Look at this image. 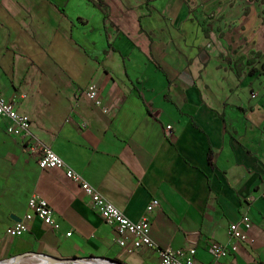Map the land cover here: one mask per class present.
<instances>
[{
    "label": "crops",
    "instance_id": "0c3cea01",
    "mask_svg": "<svg viewBox=\"0 0 264 264\" xmlns=\"http://www.w3.org/2000/svg\"><path fill=\"white\" fill-rule=\"evenodd\" d=\"M262 1L0 0V92L128 217L148 216L161 247H194L195 264H211L210 246L230 245V224L247 214L252 244L221 264H264ZM91 83L107 111L87 98ZM7 124L0 262L34 252L160 264L153 249L122 247L66 169H41ZM32 194L55 225L35 217L12 237Z\"/></svg>",
    "mask_w": 264,
    "mask_h": 264
},
{
    "label": "built area",
    "instance_id": "2783aa9c",
    "mask_svg": "<svg viewBox=\"0 0 264 264\" xmlns=\"http://www.w3.org/2000/svg\"><path fill=\"white\" fill-rule=\"evenodd\" d=\"M88 99L103 107L99 87L91 83L85 89ZM25 97V95H22ZM0 119H7V130L10 134L20 138L33 155L41 169L65 168L69 179L77 182L84 194L88 196L89 203L97 210L99 215L108 223L115 225L120 235L119 244L122 247L129 246V251L146 247L158 253L160 264H195L196 249H177L161 247L151 236V222L148 216L135 221L128 217L118 206L107 199L94 185L88 182L81 173L70 167L67 162L57 154L53 148L39 138L31 128V119L28 115L18 110L14 99H8L0 92ZM168 125V129H171ZM159 205L158 199H153L147 209L152 212ZM29 210L23 220L8 227L7 233L12 237H19L28 230V222L39 217L48 225H55L54 210L49 201L37 194H32L28 201ZM252 227L251 218L244 214L240 220L229 226L230 245L213 243L210 252L213 256L211 264H221V259L231 253H236L243 246L252 244L249 231Z\"/></svg>",
    "mask_w": 264,
    "mask_h": 264
},
{
    "label": "water",
    "instance_id": "95a60500",
    "mask_svg": "<svg viewBox=\"0 0 264 264\" xmlns=\"http://www.w3.org/2000/svg\"><path fill=\"white\" fill-rule=\"evenodd\" d=\"M208 57V53L206 51H202L200 53V57L203 61L204 57ZM36 253L30 252L25 255H21L20 257H17L15 259L10 260L11 263H15L18 259L25 257V256H30V255H35ZM44 256V257H43ZM42 258L49 259L51 262L57 263V264H97V263H104V264H124L120 263L119 261L116 260H94V262H89L88 260L91 258L90 256L88 257H81V259H68V258H59V257H54V256H48V255H43ZM1 263V262H0Z\"/></svg>",
    "mask_w": 264,
    "mask_h": 264
},
{
    "label": "rangeland",
    "instance_id": "374dc122",
    "mask_svg": "<svg viewBox=\"0 0 264 264\" xmlns=\"http://www.w3.org/2000/svg\"><path fill=\"white\" fill-rule=\"evenodd\" d=\"M262 3H264V1H262ZM0 264H57V263L51 262L49 259H45L42 257L25 256L18 259L15 263H11V261H5V262H1ZM97 264H104V263H97Z\"/></svg>",
    "mask_w": 264,
    "mask_h": 264
},
{
    "label": "trees",
    "instance_id": "16d2710c",
    "mask_svg": "<svg viewBox=\"0 0 264 264\" xmlns=\"http://www.w3.org/2000/svg\"><path fill=\"white\" fill-rule=\"evenodd\" d=\"M91 258L88 260L89 262H94V260H100V261H104V260H111L109 258H105V257H96V256H90ZM68 259H81V257H73V258H68ZM113 260H116V261H119L120 263H123L121 262L120 260H117V259H113Z\"/></svg>",
    "mask_w": 264,
    "mask_h": 264
}]
</instances>
